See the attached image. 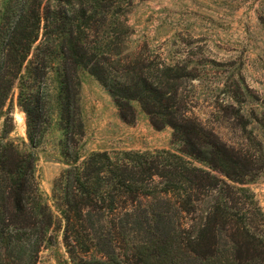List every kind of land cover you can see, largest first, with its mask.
<instances>
[{"label":"trees","instance_id":"16d2710c","mask_svg":"<svg viewBox=\"0 0 264 264\" xmlns=\"http://www.w3.org/2000/svg\"><path fill=\"white\" fill-rule=\"evenodd\" d=\"M116 3L0 4V264H37L59 236L70 264H264V213L249 188L264 167L227 153L187 112L177 116L175 86L163 88L139 58L122 56ZM81 72L123 121H134L137 103L154 126L170 127L177 150L82 158ZM15 89L24 140L11 137L7 101ZM54 113L66 169L53 186V211L36 152Z\"/></svg>","mask_w":264,"mask_h":264},{"label":"rangeland","instance_id":"374dc122","mask_svg":"<svg viewBox=\"0 0 264 264\" xmlns=\"http://www.w3.org/2000/svg\"><path fill=\"white\" fill-rule=\"evenodd\" d=\"M116 4L122 56L139 58L148 66L146 72L161 77L163 88L175 86L170 105L177 116L187 112L199 130L227 153L249 156L263 168L264 0H117ZM80 78L82 158L92 152L177 150L170 127L154 126L137 103L131 104L134 121H123L97 81L85 72ZM17 95L15 89L7 101L15 123L11 137L24 140L25 128L23 134L16 124V116L24 115ZM123 114L130 118L129 110ZM61 145L59 115L54 113L36 152V177L53 211V186L66 169ZM249 188L264 213V171ZM37 264H70L60 236L41 251Z\"/></svg>","mask_w":264,"mask_h":264},{"label":"bare ground","instance_id":"6f19581e","mask_svg":"<svg viewBox=\"0 0 264 264\" xmlns=\"http://www.w3.org/2000/svg\"><path fill=\"white\" fill-rule=\"evenodd\" d=\"M16 124L19 127V129L22 131V133L24 134L25 123H24L23 114L16 116Z\"/></svg>","mask_w":264,"mask_h":264},{"label":"crops","instance_id":"0c3cea01","mask_svg":"<svg viewBox=\"0 0 264 264\" xmlns=\"http://www.w3.org/2000/svg\"><path fill=\"white\" fill-rule=\"evenodd\" d=\"M82 82V81H81ZM82 88H83V83H82ZM82 90V89H81ZM83 113V112H82Z\"/></svg>","mask_w":264,"mask_h":264}]
</instances>
